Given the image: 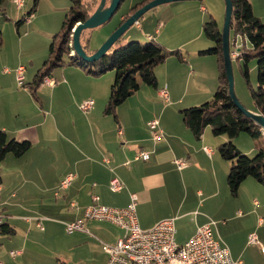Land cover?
<instances>
[{
    "label": "crops",
    "instance_id": "obj_1",
    "mask_svg": "<svg viewBox=\"0 0 264 264\" xmlns=\"http://www.w3.org/2000/svg\"><path fill=\"white\" fill-rule=\"evenodd\" d=\"M248 1L255 16L264 24V0ZM214 4V15L217 13L220 16L225 11V3L217 0ZM16 9L19 10L18 7ZM23 10L24 8L19 11ZM30 11L31 9L26 13ZM193 16L186 15L193 19L189 23L193 22L195 32L199 21L201 28L197 37H200L207 20L206 8L201 6L198 9L195 5ZM124 18L125 14L120 17V22ZM35 20L29 23L30 26L36 24ZM165 21L163 24H150L151 18L144 15L136 24L139 41L157 40L169 47L166 41L172 34H168L167 18ZM24 23L16 25L18 36L11 35L9 38L5 32L10 26L7 23L0 24V131L5 132L10 139L31 143V149L25 155L16 157L8 154L0 164V214L5 216V223L11 231L10 234L0 233V258L4 259V262H0L28 263L29 250L34 249L31 244L34 241L33 230L38 228L37 221H44L54 212L59 213L58 219L64 227L66 223L83 219L94 195L100 197L102 205L125 208L131 202V195L136 194L137 217L142 229H151L164 219H175V225L179 222L181 229L189 224L186 227L189 240L203 226L197 218L201 211H208V206L215 204L221 195L229 194V164L221 158L218 150L215 153L212 149L211 155L206 153V142L211 141L207 132L201 139H197L186 127L182 117L186 96L182 95L175 77L176 63L171 61L170 65L159 69V75L165 73V81L158 76L154 91L144 89L145 92H151L152 98L159 100L163 99L160 96L161 90L167 88L169 100L163 99L167 105L160 107L153 99L142 100L141 93H137L139 100L134 105L136 107L129 109L130 118L122 120L117 115L118 121L114 118V122L113 116L104 114V109L115 77H93L80 66H65L56 69V73L54 71L50 76L55 80L53 86L43 83L36 97L33 95L32 84L48 59L49 50L43 49L38 54L34 52L24 57L23 42L31 35L28 32L20 34L19 30ZM205 48L201 46L193 52L194 56L185 58L182 62L189 76L184 82L186 91L193 84L198 85V91L190 95V100L193 101L210 100L219 84L216 76L218 65L214 59L199 53ZM200 64L205 65L201 67ZM20 65L26 68L23 86L17 83L16 69ZM189 66L194 69L189 71ZM254 69L255 66L251 71ZM87 100H94L95 104L88 113H84L80 106ZM151 107L155 109V113L143 120L142 124L138 113ZM250 110L259 113L256 108ZM156 119L163 132V137L158 141L153 139L149 129V122ZM120 131L123 132L122 135ZM227 141L229 138L223 137L219 142ZM240 142L237 140L236 145L240 152L258 153L260 143H256V146L253 144L249 150H243ZM142 151L149 153L148 161L136 159ZM176 159L187 160L188 167L180 171L175 164ZM176 170L181 172V176L177 177H182L183 198L178 201L173 212L154 217L151 212L160 198L163 195H168L169 198V194L174 192L171 183L176 179ZM69 174H75V179L68 189H61V182ZM35 177L39 179L35 180ZM115 177L124 183V188L117 193L109 188L110 181ZM50 178L53 180L49 181ZM194 180L199 181L196 188L192 186ZM186 182L191 186H185ZM246 182L253 187L251 181L247 179L244 184ZM73 201L78 204V211L70 208ZM31 202L34 204H28ZM261 220L259 227L263 222ZM86 229L88 232L70 234L74 236L72 240L77 244L76 247L83 245L90 236H105L103 243L113 245L124 235L120 227L108 221H88ZM11 251H22V254L12 258Z\"/></svg>",
    "mask_w": 264,
    "mask_h": 264
},
{
    "label": "rangeland",
    "instance_id": "obj_2",
    "mask_svg": "<svg viewBox=\"0 0 264 264\" xmlns=\"http://www.w3.org/2000/svg\"><path fill=\"white\" fill-rule=\"evenodd\" d=\"M25 1V7L23 11H19L16 9L17 5L14 3V0H5L2 10L0 11V24H6L10 27L6 30L5 34H7L8 38L11 35L17 34L16 22L20 20V17H24L26 12L30 9L32 10L34 6V0H23ZM144 0H127L124 2L117 14L113 17L110 23L99 27L97 29L92 30L91 39L89 42V52H96L100 47L107 41V39L115 32V30L119 27L120 17L124 14L126 15L129 11L135 7V5L140 4ZM214 1L217 0H187V1H177L170 2L166 4L159 5L154 9L148 11L145 16L151 18V23H155L158 25L159 23H165L166 18L169 22V32L168 34H172V37L166 41L169 45L161 44L156 40L157 43H160L169 51L180 50L182 54L187 59L188 57L194 56L193 52L198 50L201 46L205 49L214 47L215 44L207 39L204 32H202L200 37L198 36L200 24L198 21V30L194 31L193 22L190 24L189 21L193 20L186 15L194 14V7L197 5V8L200 9L201 6H204L207 10V20L210 17H213L217 23L219 24L220 30L223 31L224 21H225V11L220 15H214L215 4ZM224 1V0H222ZM225 3V1H224ZM72 2L71 0H40L37 10L34 13V19L36 24L30 26L28 23H24L19 32L21 35L28 32L31 34L27 39L23 42V52L24 57H28V55L32 53L38 54L40 51L44 49L49 50L50 44L53 42L54 36L59 34L62 30L63 23L66 18V14L71 8ZM226 5V4H225ZM6 7L8 9H6ZM4 8V9H3ZM197 11V9H196ZM23 12V13H22ZM191 13V14H188ZM24 14V15H23ZM21 15V16H20ZM23 15V16H22ZM18 20H16L17 18ZM194 17V16H193ZM12 27V29H11ZM161 27H163L161 25ZM196 28V29H197ZM161 30V29H160ZM203 31V27H202ZM139 32L136 30V24L133 25L129 30L123 35L120 42L115 44V48L128 45L132 42H138L142 45H147L151 42V40L139 41ZM167 33V32H166ZM73 35V34H72ZM158 38V35H155ZM166 35L163 36L165 38ZM53 37V38H52ZM234 38H231L230 41L233 42ZM71 46V44H70ZM204 49V50H205ZM250 46L247 45V50L250 51ZM206 57V56H205ZM65 60L69 59L67 55H65ZM206 58L214 59L213 61L217 64V57L207 56ZM205 59V58H202ZM171 61L176 63L174 65L176 74L175 77L178 80V86L181 89L182 95L186 99L182 108H191L195 106H200L207 101H193L190 100V95H192L195 91H198V85L195 83L191 86V88L186 91V85L184 84L185 80L189 77L188 72L186 73L185 67L182 65V62L177 60L176 57H170L167 60V64L159 65L155 69L156 76H158L165 81V73L159 75V69L165 67L164 65H170ZM105 63L110 62V57L108 56L105 60ZM166 63V62H165ZM196 63V61H195ZM189 64V63H188ZM244 64L243 57L238 60H233V74H234V82H235V93L241 102V104L249 111L250 109H255V105L251 95V89L248 86L240 66ZM205 64H200L199 66L203 67ZM249 73H250V82L253 88H257L258 85V61L256 59H251L248 63ZM255 66L254 71L251 69ZM190 70H193V66H189ZM218 67V66H217ZM58 70V69H57ZM56 70V71H57ZM55 71V73H56ZM252 73V74H251ZM219 73L216 72V76L218 78ZM103 79H107V77H115L114 71H108L102 75ZM194 80V78H193ZM141 83V81H140ZM165 83V82H164ZM142 85V83H141ZM166 86V85H164ZM163 86V87H164ZM144 89H149V91H154V87L144 86L136 92L133 96H131L125 103H123L120 107L117 108V115L122 120H128L130 118V113L137 101L139 100L137 93L140 94V99H147L149 101L154 100L157 102V105L160 107H164L167 105L163 99L152 98L151 92H145ZM168 90V89H167ZM214 96V95H213ZM178 112V110H177ZM155 113L154 108L143 109L142 112L138 113V118L140 122L143 124V120L149 118ZM183 117V116H182ZM114 121V117L112 118ZM157 120V119H156ZM115 122V121H114ZM207 132L211 138L210 142H206V146L217 152L218 146L224 143H220L219 141L223 139V137H227L225 135L215 136L210 127H207L204 133ZM204 135V134H203ZM237 140L241 141V147L243 150H249L252 148L254 144L260 143L259 148L264 149V135H262L259 139H253L249 134L242 133L237 138L233 140L234 144L237 145ZM228 142V141H227ZM226 143V142H225ZM238 147V146H237ZM218 153V152H217ZM248 157L253 159L257 153L246 154ZM219 155V154H218ZM229 164V170L231 168L232 163L227 161ZM177 171V170H176ZM229 173V172H228ZM175 181L171 183V186L174 188V192L172 194L163 195L159 203L156 207L153 208L151 215L154 217L163 216L164 214H168L169 212H173L176 208V205L180 199L183 198V189H181V172L177 171ZM75 175V174H74ZM179 176V177H177ZM228 177V176H227ZM39 179L35 177V180ZM53 179L50 178L49 181ZM248 181L253 183V187L248 186L249 182L246 184H242L240 188V192L238 196H232L229 192L228 195H221L215 202V204H210L208 206V211H201V215L197 216L200 219V223L204 226L212 221L216 222V227H213V235L215 239L224 243L230 250L231 255L234 259L240 260L243 264H264V186L257 182L253 178H248ZM185 186L190 187L191 184L188 182L185 183ZM183 185V188L185 187ZM193 188L199 186V181L194 180L192 183ZM170 187V186H169ZM227 193V192H226ZM74 202V201H73ZM257 202V205H256ZM34 204V202L28 203ZM138 206V204H137ZM59 213L54 212L50 214L49 218H45L43 221L44 230L34 228L33 233V244H31L30 249V257L28 259V263L26 264H104L107 261V254L102 249V243L105 241L106 237L99 236H90L85 240V243L79 247H76V243L72 240L73 235L67 234L65 231V227L61 225L62 221L60 219ZM193 219V218H192ZM195 219V217H194ZM262 219V225L259 227V220ZM181 224L178 222L176 224L177 229V243L179 245L184 244L187 239V230L188 225L186 227L180 228ZM256 233L259 237L260 245H249V235L250 233ZM110 245V244H108ZM1 261L4 262V259L0 258ZM19 261V260H17ZM16 261V262H17ZM82 261V263H80Z\"/></svg>",
    "mask_w": 264,
    "mask_h": 264
},
{
    "label": "trees",
    "instance_id": "obj_3",
    "mask_svg": "<svg viewBox=\"0 0 264 264\" xmlns=\"http://www.w3.org/2000/svg\"><path fill=\"white\" fill-rule=\"evenodd\" d=\"M39 1L34 0V6L27 14L32 15L36 12ZM126 1L122 0V4ZM151 1L153 0H145L132 8L125 15L119 26ZM4 2L5 0H0V11H2ZM71 2L72 5L66 14L62 30L54 36L50 45L49 57L35 76L31 87L35 97L44 79L51 76L58 68L77 65L93 77H100L108 71H114L115 81L111 86L104 114L111 115L118 121L117 108L139 91L141 83L157 88L158 79L155 69L159 65L167 62L170 57H176L180 62L185 61V56L180 50L169 51L160 43L151 40L147 45L132 42L118 48L114 46L101 60L93 63L84 62L76 54L71 55L73 47L70 44H72L73 30L78 23L85 22L91 17L99 6L100 0H71ZM231 2L233 4V15L230 39L241 35L252 47L248 54L242 56L244 64L240 68L251 89L255 108L264 116V24L255 16L252 5L248 0H231ZM22 22H25L24 18L16 25L20 26ZM91 31L86 30L81 36L83 48L89 55L95 52H89L88 50ZM203 32L215 46L199 53L203 56L217 57L218 88L212 100L200 106L184 109L182 110V115L186 127L197 139L203 137L207 127L212 129L215 136L225 135L229 138V141L218 146L217 150L222 159L232 163L227 177V184L231 195L236 197L242 184L248 178H253L264 186V149L258 148L257 155L251 159L240 152L233 140L242 133H247L257 140L263 135V132L259 125L238 109L230 97L229 83L224 65L223 35L219 24L213 17H210L203 24ZM1 40L0 32V42ZM65 55L69 59L65 60ZM108 56L110 57V62L105 63L104 60ZM251 59L258 61L257 88H253L250 82L248 63ZM30 149V142H18L15 139H10L5 132L0 131V164L8 154L22 157ZM0 233H11L6 223L0 227Z\"/></svg>",
    "mask_w": 264,
    "mask_h": 264
},
{
    "label": "built area",
    "instance_id": "obj_4",
    "mask_svg": "<svg viewBox=\"0 0 264 264\" xmlns=\"http://www.w3.org/2000/svg\"><path fill=\"white\" fill-rule=\"evenodd\" d=\"M14 3L19 10L25 6L23 0H14ZM23 18L29 24L33 21L34 14L29 15L26 13ZM247 45H249V42L241 35L235 36L233 42L230 41L232 61L238 60L249 53ZM250 48L252 50L251 46ZM71 55H74V50H72ZM16 72L17 83L19 86H23L26 79V68L20 65L17 67ZM43 83L53 86L55 80L49 76L44 79ZM160 96L165 101L169 100L167 88L161 90ZM94 104V100H87L81 104L80 108L84 113H88L94 107ZM149 129L155 141L163 137L158 120L149 122ZM262 132L264 135V130ZM120 134L122 135L123 132L120 131ZM204 150L209 155L213 153L211 148L204 147ZM136 159L148 161L150 155L148 152L142 151L136 156ZM175 164L180 171L188 167V162L185 159H176ZM126 165L128 166L129 163L127 162ZM74 179V174L67 175L61 182L60 188L68 189ZM109 188L112 192L117 193L124 188V183L118 177H115L110 181ZM137 204L138 196L136 194L131 195V202L125 208L102 205L100 197L94 195L92 204L84 212V218L66 223L65 230L68 234L87 231L86 222L92 220L108 221L120 227L124 231V235L115 244H102V249L108 254L106 264H243L242 261L235 260L232 257L229 248L224 243L215 239L213 235V227H216L215 221L199 227L194 236L184 244L179 245L177 243L175 219H164L151 229H142L137 217ZM70 208L74 211L79 210L76 202H71ZM37 222L38 228L44 230L42 219ZM4 224L5 216L0 214V227ZM249 245H260L256 233L249 236ZM262 249L264 251V247ZM21 254L22 251L10 252L12 258H16ZM0 264L2 263L0 262Z\"/></svg>",
    "mask_w": 264,
    "mask_h": 264
},
{
    "label": "water",
    "instance_id": "obj_5",
    "mask_svg": "<svg viewBox=\"0 0 264 264\" xmlns=\"http://www.w3.org/2000/svg\"><path fill=\"white\" fill-rule=\"evenodd\" d=\"M177 1H187V0H153L146 4L144 7L139 9L136 13L131 15L122 25H120L115 32L107 39V41L94 52L89 55L83 48L81 43L82 33L86 30H94L108 24L113 17L119 11L122 0H100L99 6L91 17L85 22L78 23L73 30L72 35V47L74 50V55L76 54L84 62L93 63L104 58L109 51L118 43L123 35L131 28L133 25L137 24L139 20L151 9L155 7ZM226 4L225 21L223 26V54H224V65L225 72L229 83V93L232 101L238 107L240 111L243 112L248 118L252 119L257 125L264 130V116L260 113H255L247 110L239 101L235 93V82L233 74V65L230 54V31H231V21L233 15V4L231 0H224Z\"/></svg>",
    "mask_w": 264,
    "mask_h": 264
}]
</instances>
